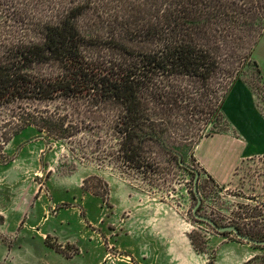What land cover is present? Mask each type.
Masks as SVG:
<instances>
[{
    "label": "rangeland",
    "instance_id": "374dc122",
    "mask_svg": "<svg viewBox=\"0 0 264 264\" xmlns=\"http://www.w3.org/2000/svg\"><path fill=\"white\" fill-rule=\"evenodd\" d=\"M236 1L237 23L231 0H0V53L43 40L46 24L83 5L78 26L99 41L85 48L89 57L126 59L106 43L111 39L155 49L162 40L147 35L153 27L171 28L222 57L207 82L186 74L156 78L160 91L140 129L154 170L122 160L120 100L61 96L1 105L0 264H245L264 254V246L195 218V172L177 154L201 173L200 213L264 238V160L241 162L220 185L195 155L200 140L220 129L221 103L238 78L263 93L251 55L264 13ZM30 70L56 75L63 67L50 60Z\"/></svg>",
    "mask_w": 264,
    "mask_h": 264
},
{
    "label": "trees",
    "instance_id": "16d2710c",
    "mask_svg": "<svg viewBox=\"0 0 264 264\" xmlns=\"http://www.w3.org/2000/svg\"><path fill=\"white\" fill-rule=\"evenodd\" d=\"M243 6L249 12L262 9L264 13V0L244 1ZM239 8V3L231 0L229 10L236 23ZM83 10V5H76L60 22L46 24L43 40L18 43L0 53V106L24 98L43 100L61 96L120 100L124 110L117 127L122 133V160L138 170H154L153 161L144 150L145 134L140 129L149 121L148 102L160 91L156 88V78L186 74L207 82L222 67V57L202 42L185 38L171 28L161 31L157 27L147 33L162 40L155 49H134L111 39L106 43L120 49L126 59L89 57L85 48L99 41L88 38L80 30L77 18ZM244 23L250 22L244 20ZM50 60H57L63 71L40 75L30 70L34 64ZM4 221L0 213V225ZM245 264H264V254L251 257Z\"/></svg>",
    "mask_w": 264,
    "mask_h": 264
},
{
    "label": "crops",
    "instance_id": "0c3cea01",
    "mask_svg": "<svg viewBox=\"0 0 264 264\" xmlns=\"http://www.w3.org/2000/svg\"><path fill=\"white\" fill-rule=\"evenodd\" d=\"M251 62L260 69L263 93L244 75L238 78L221 103L220 129L205 135L195 151L202 168L220 185L232 179L241 162L264 160V33Z\"/></svg>",
    "mask_w": 264,
    "mask_h": 264
},
{
    "label": "water",
    "instance_id": "95a60500",
    "mask_svg": "<svg viewBox=\"0 0 264 264\" xmlns=\"http://www.w3.org/2000/svg\"><path fill=\"white\" fill-rule=\"evenodd\" d=\"M177 154L179 157V163L185 167L190 168L191 170H193L195 172L194 194L197 198V203L193 207V214H194L195 218H197L198 220H202L204 222L209 223L220 233L234 232L237 235V237L242 239V240H246V241L251 242L255 245H262L263 246L264 245V239L255 238L251 235L243 233L241 231V229L239 228V226H237L236 224L220 225L211 216L200 213L199 208H200V205L202 204L203 200H202V197H201L200 192H199L198 183H199V178H200L201 173L199 170L194 169L191 165H189L187 162H185L183 160L182 154H180V153H177Z\"/></svg>",
    "mask_w": 264,
    "mask_h": 264
},
{
    "label": "flooded vegetation",
    "instance_id": "af4514ba",
    "mask_svg": "<svg viewBox=\"0 0 264 264\" xmlns=\"http://www.w3.org/2000/svg\"><path fill=\"white\" fill-rule=\"evenodd\" d=\"M202 205H203V202H202V204L200 205V208H199V211L202 209ZM215 220V219H214ZM216 221V220H215ZM217 222V221H216ZM218 223V222H217ZM221 225V224H220ZM238 226V225H237ZM240 228V227H239ZM228 233H230V232H228Z\"/></svg>",
    "mask_w": 264,
    "mask_h": 264
}]
</instances>
